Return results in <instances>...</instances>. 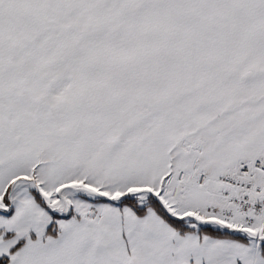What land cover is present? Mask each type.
Here are the masks:
<instances>
[{
  "label": "snow or ice",
  "instance_id": "snow-or-ice-1",
  "mask_svg": "<svg viewBox=\"0 0 264 264\" xmlns=\"http://www.w3.org/2000/svg\"><path fill=\"white\" fill-rule=\"evenodd\" d=\"M0 264H264V0H0Z\"/></svg>",
  "mask_w": 264,
  "mask_h": 264
}]
</instances>
